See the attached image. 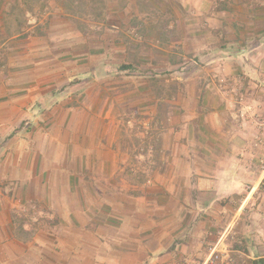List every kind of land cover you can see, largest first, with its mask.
Returning a JSON list of instances; mask_svg holds the SVG:
<instances>
[{
  "label": "crops",
  "instance_id": "crops-1",
  "mask_svg": "<svg viewBox=\"0 0 264 264\" xmlns=\"http://www.w3.org/2000/svg\"><path fill=\"white\" fill-rule=\"evenodd\" d=\"M10 1L0 0L3 20ZM251 14L264 18V0ZM7 28L0 27V179L11 180L17 194L11 201L0 182V264H200L203 244L234 223L235 252L248 264L264 258V166H247L249 157L237 150L245 141L229 128L235 111L228 99L216 108L207 86L191 87L186 107L179 90L155 98L148 84L141 86L150 99L140 110L150 114V126L142 124L141 149L131 151L132 142L124 141L132 135H122L109 115L115 76L110 55L96 54L101 46L73 57L66 27L57 49L51 27H42L44 33ZM224 29L225 63L236 56L261 75L264 27ZM249 46L256 51L248 59ZM36 104L61 113L60 120L41 123ZM161 104L170 113L165 120ZM8 111L20 125L30 113L35 117L24 133L7 138L9 122L15 123L1 116ZM181 112L188 113L184 119ZM54 125L58 136L51 134ZM38 204L51 214L42 217L40 232L28 229L21 211Z\"/></svg>",
  "mask_w": 264,
  "mask_h": 264
},
{
  "label": "rangeland",
  "instance_id": "rangeland-1",
  "mask_svg": "<svg viewBox=\"0 0 264 264\" xmlns=\"http://www.w3.org/2000/svg\"><path fill=\"white\" fill-rule=\"evenodd\" d=\"M247 1L248 3L245 0H11L3 12L6 13L4 20L0 18V27H8L7 33L14 32L15 27H35L36 32L44 33L42 27H51L52 42L57 44L55 49L59 47L61 27H66L70 42H74L70 43L69 48L70 56L73 57L77 55L83 58L88 55L89 49L101 46V53L96 54L110 55L113 61L112 74L115 76L111 80L114 86L108 94L112 108L109 115L119 123L122 135H132L127 138L125 136L124 141L125 145L132 142L129 144L131 151L141 149L138 139L142 124L148 122L145 127L150 126V114L140 110V105H146L144 100L149 98L139 93L144 89H140L141 86L148 84L155 98L168 99L173 91L179 90L182 93L181 103L186 107L192 102V95L189 94L191 87L204 90L207 86L206 89L211 94L210 106L218 108L228 99L232 109L234 107L235 114L229 116L227 122L229 128L237 129L245 141L237 150L249 157L246 160L247 166L263 168L264 70L258 76L251 63V66H243V61L236 56L229 59V64L225 63L228 52L219 46L224 40V27H264V18L251 14L257 0ZM248 36L250 38L251 35ZM259 38L263 39L264 33ZM215 44L218 47L211 51ZM250 47L245 52L248 59L256 51ZM232 55L233 53L230 56ZM3 57L0 54V72L4 70L1 61ZM208 57H212V64L207 63ZM129 62L134 68H126ZM130 72L131 75L128 74ZM207 73L212 76L209 81L205 80ZM130 103L134 107L130 108ZM236 105L239 107L236 108ZM167 108L168 106L161 104L159 114L164 120L170 114ZM35 112L41 123L45 119L49 123H55L61 117V113L56 111L43 112L42 106ZM186 114L188 113L181 112V118L184 119ZM1 116L10 117L9 121L15 120L14 124L9 122L10 133L7 138H12L16 133H24L26 122L35 117L30 113L20 125L19 116L14 111L2 112ZM164 122L162 121L163 126ZM55 125L51 134L58 136L61 131ZM53 161L58 164L56 160ZM48 163L52 164V160ZM0 182L5 183L2 185L5 186L4 194L14 201L17 194L14 192V183L7 179H0ZM21 211L25 215L28 229L37 228L35 231L40 232L44 227L40 221L43 216L48 215L42 205H26ZM50 215L49 213L48 216ZM13 219L15 222L12 227H18L19 219ZM238 226L234 223L233 226L224 228L215 241L204 243L205 257L200 264L204 263L218 241L222 242L225 254L233 260L230 264H248L235 252V247L239 244Z\"/></svg>",
  "mask_w": 264,
  "mask_h": 264
},
{
  "label": "built area",
  "instance_id": "built-area-1",
  "mask_svg": "<svg viewBox=\"0 0 264 264\" xmlns=\"http://www.w3.org/2000/svg\"><path fill=\"white\" fill-rule=\"evenodd\" d=\"M221 245H223L222 242L218 241V243L211 248L203 264H230L233 262V260L225 254Z\"/></svg>",
  "mask_w": 264,
  "mask_h": 264
},
{
  "label": "trees",
  "instance_id": "trees-1",
  "mask_svg": "<svg viewBox=\"0 0 264 264\" xmlns=\"http://www.w3.org/2000/svg\"><path fill=\"white\" fill-rule=\"evenodd\" d=\"M252 264H264V258H258L253 260Z\"/></svg>",
  "mask_w": 264,
  "mask_h": 264
}]
</instances>
